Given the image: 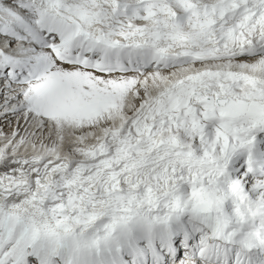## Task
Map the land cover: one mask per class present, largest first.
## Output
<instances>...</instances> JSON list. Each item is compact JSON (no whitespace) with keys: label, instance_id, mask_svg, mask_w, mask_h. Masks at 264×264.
I'll return each instance as SVG.
<instances>
[{"label":"snow or ice","instance_id":"6c2138e0","mask_svg":"<svg viewBox=\"0 0 264 264\" xmlns=\"http://www.w3.org/2000/svg\"><path fill=\"white\" fill-rule=\"evenodd\" d=\"M0 264H264V0H0Z\"/></svg>","mask_w":264,"mask_h":264}]
</instances>
